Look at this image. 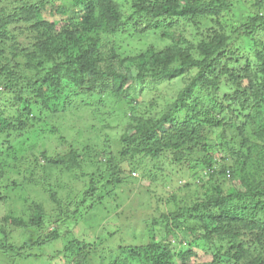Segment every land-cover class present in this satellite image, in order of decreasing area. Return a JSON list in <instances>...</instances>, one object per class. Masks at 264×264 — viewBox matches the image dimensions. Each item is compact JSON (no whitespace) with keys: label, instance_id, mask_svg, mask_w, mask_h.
Wrapping results in <instances>:
<instances>
[{"label":"trees","instance_id":"1","mask_svg":"<svg viewBox=\"0 0 264 264\" xmlns=\"http://www.w3.org/2000/svg\"><path fill=\"white\" fill-rule=\"evenodd\" d=\"M151 35L166 42H146ZM134 41L145 48L130 51ZM148 82L175 89L156 112L135 107L154 90L141 88ZM85 110L105 128L115 110L125 116L108 158L97 150L85 160L89 150L41 118ZM48 135L58 137L61 153L49 154ZM18 146L28 153L15 169L6 158ZM162 159L198 168V181L192 195L184 183L183 197L172 192L147 203L150 216L134 218L139 244L100 249L115 231L93 238L75 228H55L44 243L68 238L64 249L77 251L72 264H264V0H0L4 240L11 226L77 225L93 208L103 214V198L123 183L154 182ZM92 162L96 170L84 173ZM46 167L87 177L80 197L60 196ZM23 186L36 191L28 222L9 214L7 189ZM153 191L151 183L147 194ZM0 248L22 255L10 244Z\"/></svg>","mask_w":264,"mask_h":264},{"label":"rangeland","instance_id":"2","mask_svg":"<svg viewBox=\"0 0 264 264\" xmlns=\"http://www.w3.org/2000/svg\"><path fill=\"white\" fill-rule=\"evenodd\" d=\"M148 41L157 45L164 44L166 42V40L157 39V37L154 35H151L149 39L147 38L146 42ZM145 46L146 43L143 41H134V43L130 44L128 48H130V51L135 52L144 49ZM139 88L140 87H138V89ZM141 88L144 90H154H152L150 94L145 97L137 94L139 92L138 89H131L129 93L132 94L135 99L138 95L140 100L139 95L141 96L140 104L138 103V100H136L137 105L135 104V107L137 109H150V112L158 111L163 105V97L166 96L169 98L172 95L171 93H173V90H175L171 86L167 85L161 84L157 86L153 82L145 83ZM151 98H156V100L154 101ZM108 107H110V104H108ZM97 115L100 116V114ZM68 116H64L62 119L55 117L50 119L45 117L41 118L44 122L48 121L50 122L48 124L55 125L59 131V134L63 136L66 141H73L76 145H78L77 141H79V149L85 147L86 150H89L88 152L84 153V158L86 157L85 160L89 161L88 155L97 150H101L103 157L108 158L107 156H110L109 151L111 153V151H115L116 147L119 146L114 145V141L120 136L122 123L125 119V116L120 110H115V112H113L112 115L107 118L109 120V128L103 127L102 121L98 117L93 118V114H91L89 110L88 112L85 110L82 113L74 112ZM90 124L93 125V128H90ZM236 135L237 134L234 132L235 137ZM57 138L58 137L56 136L48 135V143L46 146L47 150L49 149L50 155H55L63 151L61 144L57 142ZM11 151L14 153H11ZM11 151L9 157L6 158V161L11 163L14 162L13 164L16 165L15 169H18V167L20 169L21 164L24 163L26 153L28 152L20 149V146ZM35 153H37V150H35ZM14 155H16V158L12 159ZM165 160L166 159H162V161H160L162 170L153 172L155 181L150 182V184L153 183V188H155V191L151 192V195L147 194V190L149 192L150 187V184L148 183L141 185L123 183L114 189L109 199L103 198L102 206L104 207V210L100 208L101 211L103 210V214H100L97 208H93L91 210L93 211L91 218L84 219L80 224V221L77 223V225L72 222H66L58 227L57 223L53 222L52 220H48L44 223L42 229L34 227L29 231L11 226L9 234L6 237L7 240L3 239V233L0 231V245L10 244L11 246L20 249V253H22V255H16L15 252H9L10 250L3 252L0 248V264H58V261L61 262L62 260H64L63 264H72L73 255L77 251L75 247H72L68 250L64 249L68 247V238L63 237V240L44 243L47 232H51L55 228H59L61 232L70 231L73 228H75V230H77L79 233L84 230L87 232L86 235L93 236V238L100 235L105 236L108 231H115L113 239L109 238L107 241L104 240L100 245V249L105 245H111L110 247L114 246L116 248L118 245H125L124 243L132 245L139 244L137 242H140V240L134 238L141 237V233L138 230H135L139 229L141 226L140 222L139 225H135V219L142 216L143 213L144 215L141 218L150 216L147 203L152 202L154 200L153 197L165 195L163 198L165 200L172 192H175L178 197H183L186 193L185 191H187V187H184V183H190L188 185L190 187V195L195 192L196 186L193 185V180L198 181L195 177L198 176L200 170L196 168L195 170L188 171L185 164L175 165L170 163L171 165H169V163ZM94 163L95 162L88 164L84 173H91L95 171L96 167ZM42 173L46 175L47 179L49 178L50 182L55 181L56 184H58V193L63 198L68 193L70 198L73 199L74 195H79L85 189L84 181H86L87 177L82 176L78 170L68 173L63 171L62 168L46 167L44 170H42ZM193 173H196V175ZM23 187L19 189L10 187L7 189L10 195H8L9 199L15 205L9 214L14 217L16 216V218L21 219L23 222H28L31 220V217L33 216L32 214L35 212L32 201L33 194L36 193V191H31L26 187ZM132 188L133 190H131ZM12 198H14V202L12 201ZM166 204L167 205L164 203L162 208L169 206L168 203ZM97 218H99V221ZM123 219L124 222H121ZM97 221L98 223L95 225ZM128 228L130 229L128 230ZM133 234H135L136 237H134ZM35 241H37L38 244L31 246L30 249L25 250L24 247L22 249L20 248L22 245H25V243L31 245ZM95 241L99 242V239H95ZM104 264L108 263L105 262Z\"/></svg>","mask_w":264,"mask_h":264}]
</instances>
